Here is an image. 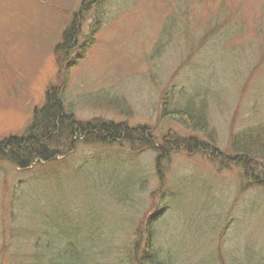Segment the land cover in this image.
I'll list each match as a JSON object with an SVG mask.
<instances>
[{"label": "rangeland", "instance_id": "374dc122", "mask_svg": "<svg viewBox=\"0 0 264 264\" xmlns=\"http://www.w3.org/2000/svg\"><path fill=\"white\" fill-rule=\"evenodd\" d=\"M80 3L0 0V140L57 84L54 49ZM80 18L81 44L99 25L66 73L78 121L146 125L162 142L192 135L161 115L191 97L222 154L264 129V0H102ZM135 149L78 143L27 170L0 162V264H136L144 248L160 264H264V188L239 162L176 150L156 164Z\"/></svg>", "mask_w": 264, "mask_h": 264}, {"label": "trees", "instance_id": "16d2710c", "mask_svg": "<svg viewBox=\"0 0 264 264\" xmlns=\"http://www.w3.org/2000/svg\"><path fill=\"white\" fill-rule=\"evenodd\" d=\"M100 3L102 0H81L77 12L63 30L54 49L58 67L57 84L46 89L42 107L34 110L31 121L20 135H11L0 140V162L27 170L34 163L55 162L56 158L72 151L78 143L102 146L126 145L134 152L138 151L135 147L149 150L155 153L156 164L171 152L181 150L189 154L200 153L211 161H217L224 168L226 165L229 166L227 159L239 162L237 165L244 168L247 182L264 188V172L261 169L264 167V129L251 128L234 135L230 143L233 155L222 154L218 150L216 136L208 130L210 122L205 115L206 108L202 103L197 105V101H193L191 97L182 100L170 98L171 103L161 104V115L165 116L163 119L176 121L175 123L192 134L189 136L169 134L162 142L155 139L152 129L146 125L131 127L126 122L114 123L101 119L81 122L75 118V114L63 98L66 90V73L83 59L86 48L93 40L91 37L98 29L99 23L95 21L90 27L88 42L81 44L78 40L82 26L80 17L89 13L92 6ZM173 104H175L173 109L166 108ZM199 133H205L203 135L206 140H198L193 135ZM137 262L160 264L156 261L154 252L148 248H144L141 261L136 260V264Z\"/></svg>", "mask_w": 264, "mask_h": 264}]
</instances>
